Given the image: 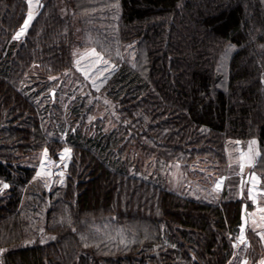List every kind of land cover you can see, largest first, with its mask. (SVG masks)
I'll return each mask as SVG.
<instances>
[{"label": "trees", "instance_id": "1", "mask_svg": "<svg viewBox=\"0 0 264 264\" xmlns=\"http://www.w3.org/2000/svg\"><path fill=\"white\" fill-rule=\"evenodd\" d=\"M29 9V0H0L2 263L229 264L247 202L239 177L233 184L229 173L223 197L204 201L131 173L121 156L130 140L185 168L207 158L227 169L229 145L257 139L264 181V1L42 0L18 38ZM87 33L115 60L102 89L117 103L118 125L88 135L84 120L61 118L72 148L66 180L26 194L35 166L16 159L63 145L45 130L50 106L36 100L37 74L74 69ZM132 43L142 66L119 51ZM227 45L235 50L221 88Z\"/></svg>", "mask_w": 264, "mask_h": 264}, {"label": "rangeland", "instance_id": "2", "mask_svg": "<svg viewBox=\"0 0 264 264\" xmlns=\"http://www.w3.org/2000/svg\"><path fill=\"white\" fill-rule=\"evenodd\" d=\"M29 3V15L32 19L27 18L24 27L17 33V37L24 34L27 26L38 14L42 0H29ZM89 13L92 14V12ZM78 17L79 15H77ZM78 27L81 28V25H78ZM91 37V34L88 35L87 33L82 38L84 44L76 47L73 54L74 69L66 71L64 74L49 76L37 74L36 81L38 82L36 83H41L42 87L34 83L36 85L34 91L39 88L44 89L36 100L41 105L48 104L50 106V115L47 119H44L45 130L49 140L50 137H59L63 145L52 148L47 143L37 153L20 154L16 159L20 165L35 166V172L27 188H25L28 190L26 194H29L31 189L51 190L66 180L56 170L57 167L62 169L63 165H58L54 160L59 151L68 155L69 164L72 156V148L65 142L66 133L61 131V118L74 126H80L84 120L82 130L84 134L88 135H96L100 131V127L102 131L107 132L118 125L117 103L102 89L116 66L115 60L105 55L104 51H99L91 41ZM122 47L123 49L119 48V51L123 56L142 66L143 61L139 57L137 58L138 47L136 45L132 43ZM234 50V45H227L220 56L218 70L222 75V80L219 83L221 88H226L229 64ZM28 80L26 79L23 85ZM75 108L81 110L82 113L84 111L87 113L77 116V114L71 112ZM72 114L73 116H71ZM76 117L78 118L73 121ZM67 122L66 124L69 126ZM229 146V167L227 169H225V166L207 158L199 159L185 168L176 161H165L152 153L146 152L132 144L130 140L127 141L124 147L121 160H124L131 173L154 181H163L171 190L204 201L220 200L223 197L225 186L229 184L227 183L228 174L232 173L233 184H235L234 176L239 177V181L235 185L237 194L247 201L243 205V211L248 212L246 217L249 213H251V216H255L256 210H262L264 207V181L261 170L254 168L260 160L261 148L257 139L237 141ZM250 146L251 152H249ZM48 156L53 157L55 163L49 162ZM249 160H251V163ZM4 185L8 187L9 183L0 181V189H3ZM253 207H255L254 211ZM260 215L264 218V213L257 216ZM238 238H240V235L235 240L236 245L240 243Z\"/></svg>", "mask_w": 264, "mask_h": 264}, {"label": "crops", "instance_id": "3", "mask_svg": "<svg viewBox=\"0 0 264 264\" xmlns=\"http://www.w3.org/2000/svg\"><path fill=\"white\" fill-rule=\"evenodd\" d=\"M255 207H253L254 211ZM258 210V209H257ZM254 215H247L243 211L240 229V243L236 245L235 253L229 264H264V218L257 216L264 213L262 210ZM250 212V210H248ZM259 213V214H258Z\"/></svg>", "mask_w": 264, "mask_h": 264}, {"label": "built area", "instance_id": "4", "mask_svg": "<svg viewBox=\"0 0 264 264\" xmlns=\"http://www.w3.org/2000/svg\"><path fill=\"white\" fill-rule=\"evenodd\" d=\"M47 158H48V161H49V162H53V163H55V162L53 161V157L48 156ZM54 160H56V163H58V165H63V166H62V169L57 167L56 170H57L58 173H60L61 176L65 177V176H66V174H65V173H66L65 169L67 168L68 163H69L68 155H67V154L65 155L63 152L59 151V152L57 153V156L54 158ZM238 241H239V242L241 241L240 238H238ZM0 264H3L2 261H1V259H0Z\"/></svg>", "mask_w": 264, "mask_h": 264}, {"label": "snow or ice", "instance_id": "5", "mask_svg": "<svg viewBox=\"0 0 264 264\" xmlns=\"http://www.w3.org/2000/svg\"><path fill=\"white\" fill-rule=\"evenodd\" d=\"M28 19H29V20L32 19L31 15H29ZM21 34H22V33H21ZM18 38H19V37H18ZM253 143H255V142H253ZM249 152H251V146H250V148H249ZM249 162L251 163V160H249ZM4 187H7V185H4Z\"/></svg>", "mask_w": 264, "mask_h": 264}, {"label": "bare ground", "instance_id": "6", "mask_svg": "<svg viewBox=\"0 0 264 264\" xmlns=\"http://www.w3.org/2000/svg\"><path fill=\"white\" fill-rule=\"evenodd\" d=\"M61 148V147H60Z\"/></svg>", "mask_w": 264, "mask_h": 264}]
</instances>
